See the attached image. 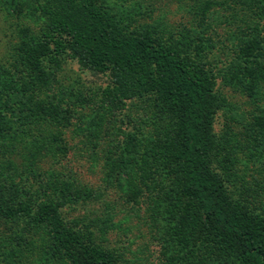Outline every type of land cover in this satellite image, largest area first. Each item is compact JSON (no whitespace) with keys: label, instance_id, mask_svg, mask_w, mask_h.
Wrapping results in <instances>:
<instances>
[{"label":"rangeland","instance_id":"1","mask_svg":"<svg viewBox=\"0 0 264 264\" xmlns=\"http://www.w3.org/2000/svg\"><path fill=\"white\" fill-rule=\"evenodd\" d=\"M201 1L99 0L128 35L198 46L221 98L214 167L237 201L264 214V79L241 74L238 63L243 41L255 36L264 66V20L257 35L230 0ZM45 21L34 0H0V198L25 209L0 216V264H70L34 221L49 209L114 264H242L193 233L192 215H183L165 151L169 116L146 98L113 104L109 73L75 59L55 66L43 58L48 77L35 79L20 53L40 40ZM37 105L56 107L59 118L37 114ZM128 134L135 152H122Z\"/></svg>","mask_w":264,"mask_h":264},{"label":"trees","instance_id":"2","mask_svg":"<svg viewBox=\"0 0 264 264\" xmlns=\"http://www.w3.org/2000/svg\"><path fill=\"white\" fill-rule=\"evenodd\" d=\"M230 1L249 18L248 30L260 34L264 0ZM34 3L46 20L44 32L39 41L23 47L20 56L26 67L37 69L35 79L42 81L48 77L40 68L43 58L55 66L71 58L86 69L109 73L115 95L108 96L113 104L148 99L155 111L170 118L166 131L169 147L165 151L171 158L169 171L177 182L183 215H192L189 224L193 233L202 236L221 254L234 253L242 264H264V214L253 212L237 201L214 167L219 144L213 125L221 98L214 89L215 76L201 62L200 52L195 51L198 46L193 47V52V41L185 38L162 43L146 32L128 35L99 0H34ZM261 44L255 36L243 41L238 62L244 72L241 74L251 78L260 72L259 79H264ZM258 81L250 85L257 86ZM35 108L39 115L45 110V117L60 116L56 107ZM129 136L126 135L122 152H135L138 147L136 139ZM24 210L8 207L0 198V216L13 218ZM34 221L45 225L52 249L70 264L115 263L110 253L87 240L86 233L65 227L55 210L45 211Z\"/></svg>","mask_w":264,"mask_h":264}]
</instances>
